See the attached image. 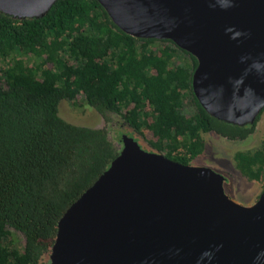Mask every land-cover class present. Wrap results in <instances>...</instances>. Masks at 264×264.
Masks as SVG:
<instances>
[{
	"label": "trees",
	"instance_id": "16d2710c",
	"mask_svg": "<svg viewBox=\"0 0 264 264\" xmlns=\"http://www.w3.org/2000/svg\"><path fill=\"white\" fill-rule=\"evenodd\" d=\"M197 65L172 40L124 32L98 0H57L40 18L0 11V264H50L61 217L121 152L116 121L183 164L204 152L203 133L255 132L261 114L242 126L208 113L193 90ZM80 96L107 125L61 117V101L81 107ZM234 163L264 179V141Z\"/></svg>",
	"mask_w": 264,
	"mask_h": 264
},
{
	"label": "water",
	"instance_id": "95a60500",
	"mask_svg": "<svg viewBox=\"0 0 264 264\" xmlns=\"http://www.w3.org/2000/svg\"><path fill=\"white\" fill-rule=\"evenodd\" d=\"M57 0H0L14 18ZM138 38L172 40L198 60L194 93L212 116L254 124L264 110V0H98ZM63 214L50 264H264V189L242 204L225 176L148 151L131 135Z\"/></svg>",
	"mask_w": 264,
	"mask_h": 264
},
{
	"label": "rangeland",
	"instance_id": "374dc122",
	"mask_svg": "<svg viewBox=\"0 0 264 264\" xmlns=\"http://www.w3.org/2000/svg\"><path fill=\"white\" fill-rule=\"evenodd\" d=\"M79 98L83 103L82 96ZM193 110V107H188L189 114H192ZM59 113L63 119L73 124L91 127H104L107 125L100 110L88 106L86 103L78 107L69 100H62ZM114 127L117 130L113 129L114 133H119V131L127 133L129 130L125 125H121L120 121H116ZM134 134L143 149L152 151V148L147 145L141 136L135 132ZM202 137L205 143L204 152L193 160L191 164L209 166L221 172L225 176V191L236 201L245 205L257 201L264 189V179L250 181L243 176L235 167L234 154L241 150L255 149L262 144L264 141V110L257 121L255 132L246 140H229L211 132L203 133ZM14 235L18 239L20 246H22L23 235L19 232Z\"/></svg>",
	"mask_w": 264,
	"mask_h": 264
},
{
	"label": "flooded vegetation",
	"instance_id": "af4514ba",
	"mask_svg": "<svg viewBox=\"0 0 264 264\" xmlns=\"http://www.w3.org/2000/svg\"><path fill=\"white\" fill-rule=\"evenodd\" d=\"M225 138V137H224ZM230 140V139H229ZM246 140V139H245ZM243 141V140H242Z\"/></svg>",
	"mask_w": 264,
	"mask_h": 264
}]
</instances>
